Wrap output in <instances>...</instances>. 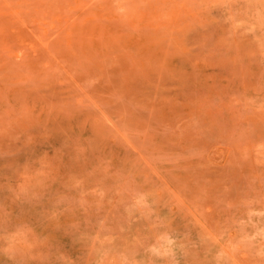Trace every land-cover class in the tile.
<instances>
[{
    "label": "rangeland",
    "instance_id": "374dc122",
    "mask_svg": "<svg viewBox=\"0 0 264 264\" xmlns=\"http://www.w3.org/2000/svg\"><path fill=\"white\" fill-rule=\"evenodd\" d=\"M0 264H264V0H0Z\"/></svg>",
    "mask_w": 264,
    "mask_h": 264
}]
</instances>
